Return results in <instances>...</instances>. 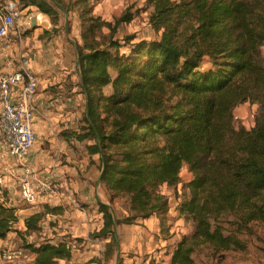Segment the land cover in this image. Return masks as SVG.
Wrapping results in <instances>:
<instances>
[{"label":"trees","instance_id":"obj_1","mask_svg":"<svg viewBox=\"0 0 264 264\" xmlns=\"http://www.w3.org/2000/svg\"><path fill=\"white\" fill-rule=\"evenodd\" d=\"M80 23V72L89 99L91 155L99 157L101 187L113 205L127 203L118 225L156 220L159 234L174 236L173 193L187 167L192 178L175 211L193 230L177 243L169 264H196L207 250L223 258L246 252L245 236L264 224V0H148L151 39L118 37L134 20L131 11L114 22L95 15L99 0H55ZM49 15L62 11L48 0H21ZM107 29L108 32H105ZM258 104L251 128L234 125V112ZM93 163H95L93 161ZM105 226L95 239L108 241L101 259L119 249L112 208L100 203ZM20 206L0 188V240L18 233ZM25 218L26 231L40 230L44 217ZM34 264L73 259L68 242L24 245Z\"/></svg>","mask_w":264,"mask_h":264},{"label":"crops","instance_id":"obj_2","mask_svg":"<svg viewBox=\"0 0 264 264\" xmlns=\"http://www.w3.org/2000/svg\"><path fill=\"white\" fill-rule=\"evenodd\" d=\"M23 13L24 18L5 41H15L13 56L17 64L20 66L27 63L38 80L39 89L33 107L40 114L42 123L39 124L37 144L24 162H17L14 158L5 160L0 156V188L17 195L14 185H18V178L27 165L36 167L43 179H59L64 193L60 196H44L33 203H41L34 207L37 209L34 214L43 212L46 207L60 209V215L48 214V217L58 220V226L53 222L57 226L54 227L57 235L53 233L49 241H65L71 245L73 259L68 264L101 259L108 241L95 239L91 235L105 226L106 220L99 204H107L109 201L101 184L98 185L101 176L99 157L91 155L89 151V146L95 141L86 135L92 124L89 119V99L77 57V49L82 42L80 23L77 20V27L70 30L64 14L60 22L54 25L49 15L31 5H25ZM253 107L259 109L258 104ZM96 166L99 176L95 181L93 175ZM16 201L20 206L17 198ZM174 202L177 206L178 202ZM77 204H81L84 212L77 209ZM21 208L19 215L23 211ZM115 208L118 210V207ZM25 218L22 219L23 225ZM181 221L171 223L175 225ZM156 227L159 228V225ZM3 241L0 240V243ZM171 257L172 253L165 264L170 263Z\"/></svg>","mask_w":264,"mask_h":264},{"label":"rangeland","instance_id":"obj_3","mask_svg":"<svg viewBox=\"0 0 264 264\" xmlns=\"http://www.w3.org/2000/svg\"><path fill=\"white\" fill-rule=\"evenodd\" d=\"M126 10L131 11V16L134 17V20L130 23H123L118 28V37L121 38L125 35H135L139 39H151L156 37V32L149 24V16L152 8L148 5V0H99L96 3L95 15H100L103 19L114 22V20L120 18ZM68 16L69 27L70 30H72L73 27H77L76 21L78 20V16L74 14H68ZM105 30V32H108L107 29ZM70 35H72L71 31ZM239 108L240 109H236L234 112V119L236 120L234 121V125L237 128L241 125L251 128L254 124L255 115L258 113L259 109L254 108L253 104H244ZM98 169L96 166V171L93 175L95 181L99 176ZM182 178L183 183L177 189L170 190L166 187L162 188L164 193H167L168 191L171 192L170 195L173 193V198H175L177 202H179L180 198H183L188 192L185 188V183L192 178V174L187 167L182 172ZM14 187L17 189L18 194L14 195V193H12L11 195L13 196L15 203H17L16 198L20 201V208L22 206L21 210H23L20 214V227L17 223L16 229L18 230V233L11 234L8 239L0 243V250L8 247L20 248L27 244H37L49 241L53 233L57 235L54 227L56 224L58 226V220H54L53 217H48V214L40 223L39 231H26L22 219L36 213L37 209L34 207L38 204L41 205V203L33 205L29 203L27 204L20 197L18 185H14ZM175 200H172V223L181 220L178 218V212L175 211ZM77 205L80 206L81 204ZM107 205L111 206L117 220L119 217L126 216L125 212L127 211V203H125L124 200L115 202L113 206L107 202ZM115 207H118V210ZM156 226H158V223L155 222V220H149L147 222L138 220L134 225L121 224L117 226L116 233L119 235V246L121 249L119 264H165L168 261L169 255L176 248L179 239L185 235H189L193 230L192 223L183 220L180 224H173L172 233H174V236L171 239H166L163 235L159 234L160 230ZM253 232V235L244 237L248 247L246 252H231L226 254L223 258H220L211 256L210 252L207 250H203L202 252L198 251L194 256L196 264H264V224H254ZM92 236L93 235H91V237ZM87 262L88 261L86 260H82L81 262L76 261L74 264H86ZM23 264L31 263L30 261H27ZM62 264L68 263L63 262ZM108 264H117L116 254L114 259Z\"/></svg>","mask_w":264,"mask_h":264},{"label":"built area","instance_id":"obj_4","mask_svg":"<svg viewBox=\"0 0 264 264\" xmlns=\"http://www.w3.org/2000/svg\"><path fill=\"white\" fill-rule=\"evenodd\" d=\"M24 6L21 0H0V156L17 162H24L36 146L42 123L33 107L38 80L27 63L17 64L13 56L15 41H5L24 17ZM18 188L21 199L29 204L44 196L64 193L59 179H43L38 169L30 165L24 166ZM77 208L84 211L80 206ZM35 258L34 253L23 247L0 250V264L34 263Z\"/></svg>","mask_w":264,"mask_h":264},{"label":"water","instance_id":"obj_5","mask_svg":"<svg viewBox=\"0 0 264 264\" xmlns=\"http://www.w3.org/2000/svg\"><path fill=\"white\" fill-rule=\"evenodd\" d=\"M50 1L53 5H55L56 7H58L66 16V18L68 19V13L67 11L65 10V8H63L58 2H56L55 0H48ZM33 25H35V22H33ZM77 52H78V63H79V66L81 64V53H80V50L79 48L77 49ZM101 181H102V176H100V178L98 179V185L101 184ZM112 213H113V216H114V222H115V232L117 230V226H118V220H117V217L114 213V211L112 210ZM116 238H117V241L119 242V235L118 233H116ZM118 256H117V264H119V261H120V252H121V249H120V246H119V249H118Z\"/></svg>","mask_w":264,"mask_h":264}]
</instances>
